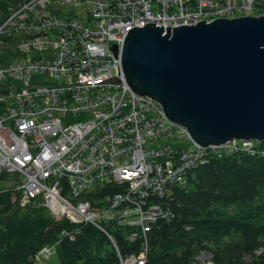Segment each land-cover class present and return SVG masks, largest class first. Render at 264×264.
I'll return each instance as SVG.
<instances>
[{"label":"built area","instance_id":"built-area-1","mask_svg":"<svg viewBox=\"0 0 264 264\" xmlns=\"http://www.w3.org/2000/svg\"><path fill=\"white\" fill-rule=\"evenodd\" d=\"M13 10L0 26V44L12 49L0 63V172L13 175L21 206L105 231L104 222L128 227L143 249L122 262L145 264L148 232L172 215L161 200L213 155L259 148L255 139L197 143L159 100L129 85L124 40L147 22L262 15L264 0H25ZM208 256L197 259L211 264Z\"/></svg>","mask_w":264,"mask_h":264},{"label":"trees","instance_id":"trees-1","mask_svg":"<svg viewBox=\"0 0 264 264\" xmlns=\"http://www.w3.org/2000/svg\"><path fill=\"white\" fill-rule=\"evenodd\" d=\"M24 0H0V26ZM11 41V38H8ZM12 51L4 46L0 63ZM255 152L213 155L161 200L169 218L148 232L145 264H264V142ZM13 175L0 172V264H36L45 245H55L60 264H123L141 253L142 238L114 222L98 227L56 218L43 205H20ZM106 187L101 192H107ZM109 234L114 238H110ZM208 264V263H207Z\"/></svg>","mask_w":264,"mask_h":264},{"label":"water","instance_id":"water-1","mask_svg":"<svg viewBox=\"0 0 264 264\" xmlns=\"http://www.w3.org/2000/svg\"><path fill=\"white\" fill-rule=\"evenodd\" d=\"M121 57L129 85L159 100L197 143L264 142V14L147 22L130 29Z\"/></svg>","mask_w":264,"mask_h":264},{"label":"rangeland","instance_id":"rangeland-1","mask_svg":"<svg viewBox=\"0 0 264 264\" xmlns=\"http://www.w3.org/2000/svg\"><path fill=\"white\" fill-rule=\"evenodd\" d=\"M12 8L14 9V6ZM16 8H17V5H16L15 9ZM3 51H4V46L1 43L0 44V54H2ZM256 144H257L256 146L258 148H261V145H262L261 142H256ZM207 256H208V254H207ZM35 258H36V260H35L36 264H60V258H59V255L57 253H53L51 256L45 257V255L42 252H40L38 254V256H36Z\"/></svg>","mask_w":264,"mask_h":264},{"label":"clouds","instance_id":"clouds-1","mask_svg":"<svg viewBox=\"0 0 264 264\" xmlns=\"http://www.w3.org/2000/svg\"><path fill=\"white\" fill-rule=\"evenodd\" d=\"M259 142V141H258ZM202 262V261H201ZM204 263V262H203Z\"/></svg>","mask_w":264,"mask_h":264},{"label":"bare ground","instance_id":"bare-ground-1","mask_svg":"<svg viewBox=\"0 0 264 264\" xmlns=\"http://www.w3.org/2000/svg\"><path fill=\"white\" fill-rule=\"evenodd\" d=\"M234 139V138H233ZM232 140V139H231Z\"/></svg>","mask_w":264,"mask_h":264},{"label":"crops","instance_id":"crops-1","mask_svg":"<svg viewBox=\"0 0 264 264\" xmlns=\"http://www.w3.org/2000/svg\"><path fill=\"white\" fill-rule=\"evenodd\" d=\"M200 255V254H199Z\"/></svg>","mask_w":264,"mask_h":264}]
</instances>
